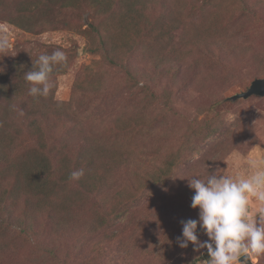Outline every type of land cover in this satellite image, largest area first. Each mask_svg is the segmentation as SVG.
I'll list each match as a JSON object with an SVG mask.
<instances>
[{
	"label": "rangeland",
	"instance_id": "rangeland-1",
	"mask_svg": "<svg viewBox=\"0 0 264 264\" xmlns=\"http://www.w3.org/2000/svg\"><path fill=\"white\" fill-rule=\"evenodd\" d=\"M84 1L67 0L64 9L48 10V21L22 29L14 17L42 3L0 0V39L8 42L0 53V86L4 77L12 89L8 99L0 89V264H208L206 249L177 244L181 221L198 219L188 180L214 171L250 175L248 160L264 157V96L232 98L255 78L264 79L252 63L253 56L264 55V0H232L248 8L243 15L241 9L228 12L229 0L155 1L153 16L163 15L165 28L182 21L185 29L172 34L171 51L168 40L154 44V50L165 48L158 56L141 51V45L130 53L124 36L110 41L113 61L139 80L130 88L120 65L88 51L96 41ZM205 3L211 23L219 19L229 26L225 46H210L220 49L217 61L200 45L202 38L191 43L210 23L201 21ZM57 49L67 62L53 67L49 94L33 97L27 82L17 95L13 90L38 68L39 55ZM35 118L41 140L30 132ZM176 149L185 160L171 172L156 168ZM87 158L91 162L84 164ZM24 162L31 165L25 174L55 166L71 167L70 174L83 169L84 175L75 182L69 176L57 186L59 193L51 182L55 194L48 192L44 203L24 180L15 182L20 168L10 167ZM162 170L168 176L160 182ZM15 183H21L18 189ZM197 235L201 242L208 239L199 225ZM250 261L264 264V256Z\"/></svg>",
	"mask_w": 264,
	"mask_h": 264
},
{
	"label": "trees",
	"instance_id": "trees-1",
	"mask_svg": "<svg viewBox=\"0 0 264 264\" xmlns=\"http://www.w3.org/2000/svg\"><path fill=\"white\" fill-rule=\"evenodd\" d=\"M36 4L42 3V6H39L33 11L29 9V13H22L19 14L17 17H14L13 22L17 23L22 29H30L32 26L39 24L40 21L46 22L48 19L45 17V14H48V10L50 8H59L64 9L65 3L67 0H36ZM157 0H85L84 4L87 6L88 9H90V15L92 17V20L95 22L90 23V32L91 37L94 36V40L96 41V44L93 46L87 45L88 51L97 53L102 52L104 53L107 59H109L112 63V65H120L127 76V82L126 85L127 88H130L131 86L134 87L135 85H138L139 80L135 76V74L123 63L114 62L116 56L113 53L114 48L110 47V41L113 38H121V36H124V38H127L131 41L130 43V53L136 52L139 49V45H141V51L146 52H152V55L158 56L160 55L159 51L165 49L163 46H161V49L158 51L157 48L154 50V44H158V42L162 40H168L165 46L169 47L171 51V46L169 44V40L171 41L173 38V33L180 29L181 26L185 29L184 22L181 21H172L171 26H168L165 28L168 23L165 21V17L163 15H158L157 17L153 16V6L154 3ZM231 4L230 10L228 11L232 15L236 13L239 9L241 11L239 12L240 15L245 14L248 11V8L245 7V4H241V8H239L232 0H229ZM203 6L199 12H202V18L201 21L205 23L210 22L209 17L213 13L208 12V6ZM28 6L26 3L23 4L22 8H26ZM63 6V7H62ZM153 9V10H152ZM169 9H172L169 8ZM152 10V12H151ZM21 15H23L21 17ZM46 20V21H45ZM98 20V22H97ZM222 20H217L214 23H207L204 31L202 34L196 37V39L191 42L193 45L196 46V43H199L198 41L201 39L200 45L205 46V49L209 53V57L211 59H214L215 61L219 60V51L217 47L214 49H211L210 46L217 45L219 48L225 46V41L230 38L229 36V26L227 24V21L225 23L221 22ZM217 24V25H216ZM180 25V26H179ZM164 26V29L162 28ZM87 29L84 30V32L88 33L90 36V32ZM139 37L136 40H133L132 36ZM96 37L98 40H96ZM182 43H188L183 40H181ZM198 45V44H197ZM208 45V47H206ZM145 53V52H143ZM151 54V53H150ZM177 58L184 59V55L182 54H175ZM208 56V55H207ZM148 60H150V57H147ZM161 61V59H160ZM252 63L257 65L258 71L260 73L264 72V55H255L252 57ZM17 63L14 61L12 65H16ZM156 66H159V62L157 61L155 63ZM2 81H4V85L0 86V89L4 90L6 99L10 98V92L9 90H12L9 87V81H6V79L3 77ZM8 82V83H7ZM25 82V83H24ZM17 83V82H16ZM21 83V85H20ZM27 86V81L23 80L17 83V87L15 88L13 86V91L18 95L20 94L24 89V87ZM6 90V92H5ZM153 94V93H151ZM51 102V101H50ZM57 103V102H56ZM215 104H219L218 101L215 102ZM37 120L36 118L33 120L34 126L30 130L31 133L36 134L38 139H42L41 136V125L40 123L36 124ZM184 148V147H183ZM39 150V149H37ZM170 154V153H169ZM183 153L176 149L173 151V153L170 154L167 159H165L162 165L157 166L158 167H164V170H167L168 172H171L173 170L174 166L177 165L181 160H185V155H182ZM69 158L70 156H67ZM88 160L84 161V164L88 161H90L91 158H87ZM73 161V160H72ZM70 161V162H72ZM75 164L73 166L74 169H78L81 167V164L79 160L76 158ZM91 162V161H90ZM118 164V163H117ZM21 167L13 163L10 167L11 172H15L17 168H20V171L17 170L15 172V182H19L20 179L24 180L25 183L28 185L29 191L33 193V198L38 196L44 203L45 198L47 196L48 192H54V185H51V182H56V190L58 192L59 188L62 187V185H65L67 183H64V180L67 182V178L70 176V168L66 167L57 170L55 166L52 167H42L38 166L35 167L33 170L34 173L32 175L25 174L26 170L30 168V164L28 162H24L20 164ZM162 169V168H159ZM8 170V169H5ZM62 170V171H60ZM162 172V177L160 179V182L165 180L168 176V172ZM21 173H23V177H21ZM21 180V182H22ZM76 180H74L75 182ZM155 181V179H154ZM18 184V183H17ZM16 183L14 186L17 185ZM21 183L17 185V189ZM58 186V187H57ZM72 187H77V185H72ZM13 191V190H12ZM59 193V192H58ZM13 194H16L14 192ZM63 194H67L64 193ZM40 207V206H39ZM71 207V204L68 205L66 208H64V211H67ZM65 221V220H63ZM98 224V223H97ZM207 257V251L203 253V257Z\"/></svg>",
	"mask_w": 264,
	"mask_h": 264
},
{
	"label": "clouds",
	"instance_id": "clouds-1",
	"mask_svg": "<svg viewBox=\"0 0 264 264\" xmlns=\"http://www.w3.org/2000/svg\"><path fill=\"white\" fill-rule=\"evenodd\" d=\"M7 48V39H0V53ZM66 62V53L59 49L51 55H39L38 68L25 73L29 94L46 97L53 87V67ZM248 165L252 169L250 175L214 171L206 179L188 180L189 188L194 190L190 207L198 209V219L181 221L179 248L186 249L191 243L194 251L206 249L208 264H247L249 256H264V157L250 158ZM83 175L80 169L70 177L79 180ZM253 204L257 206L256 211H252ZM198 225L208 238L203 242L198 239Z\"/></svg>",
	"mask_w": 264,
	"mask_h": 264
},
{
	"label": "water",
	"instance_id": "water-1",
	"mask_svg": "<svg viewBox=\"0 0 264 264\" xmlns=\"http://www.w3.org/2000/svg\"><path fill=\"white\" fill-rule=\"evenodd\" d=\"M256 95V96H264V79L263 78H255L249 85V87L242 91L241 93H238L236 95H233V99L238 98H247L249 96ZM241 260H244V257L240 258ZM247 264H252L250 261V256L248 257Z\"/></svg>",
	"mask_w": 264,
	"mask_h": 264
}]
</instances>
